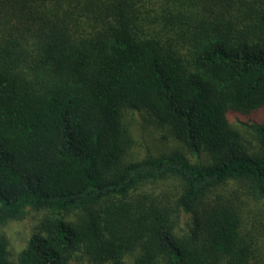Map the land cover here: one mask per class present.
<instances>
[{
	"label": "trees",
	"instance_id": "obj_1",
	"mask_svg": "<svg viewBox=\"0 0 264 264\" xmlns=\"http://www.w3.org/2000/svg\"><path fill=\"white\" fill-rule=\"evenodd\" d=\"M131 112L195 160L136 155ZM27 210L0 264H264V0H0V225Z\"/></svg>",
	"mask_w": 264,
	"mask_h": 264
},
{
	"label": "rangeland",
	"instance_id": "obj_2",
	"mask_svg": "<svg viewBox=\"0 0 264 264\" xmlns=\"http://www.w3.org/2000/svg\"><path fill=\"white\" fill-rule=\"evenodd\" d=\"M126 121L129 124L134 141L133 152L139 157L145 156L146 153L158 155L159 153L179 150L183 151L191 161L195 160L194 157L182 150L180 145L173 139L169 138L166 142H161V131L145 112L128 113L126 114ZM255 146L256 143L252 140V147L255 148ZM228 188H231V186ZM42 214L44 213L41 211L27 210L24 217L0 225V237L7 241V249L11 260H14L16 254L25 247L31 234L35 232Z\"/></svg>",
	"mask_w": 264,
	"mask_h": 264
}]
</instances>
